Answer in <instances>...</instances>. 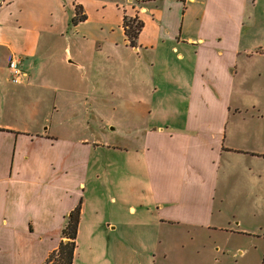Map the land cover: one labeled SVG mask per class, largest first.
I'll use <instances>...</instances> for the list:
<instances>
[{"label": "rangeland", "instance_id": "1", "mask_svg": "<svg viewBox=\"0 0 264 264\" xmlns=\"http://www.w3.org/2000/svg\"><path fill=\"white\" fill-rule=\"evenodd\" d=\"M252 18L232 95L216 101L218 115L197 119L222 133L206 130L216 136L212 164L185 168L200 176L196 186L195 176L182 177L177 189L190 198L150 180L143 151L151 131L190 135L189 96L170 94L188 84V60L162 65L167 57L160 56L152 68L144 49L109 51L92 28L83 36L70 26L42 50L37 86L20 96L21 115L6 119L30 133L50 132L49 145L35 146L21 171L70 178L67 192L79 194L73 264H264V0ZM26 225L36 239L55 232Z\"/></svg>", "mask_w": 264, "mask_h": 264}, {"label": "crops", "instance_id": "2", "mask_svg": "<svg viewBox=\"0 0 264 264\" xmlns=\"http://www.w3.org/2000/svg\"><path fill=\"white\" fill-rule=\"evenodd\" d=\"M257 2L0 0V252L8 253L0 256V264L1 261L44 264L50 253L65 241L60 233L79 199V194L73 199L67 192L70 178H42L21 171V165L30 163L37 155L35 146L49 145L50 132L48 135L30 133L6 119L21 115L20 96L37 86L43 56H46L40 57L42 50L48 52L51 44L67 33L69 26L83 36L92 28L109 51L120 45L129 47L123 19L137 17L143 28L136 47L132 48L137 53L145 50L149 66H157L160 56L167 57L162 65L173 62L175 66H183L188 60V84L185 88L182 83L177 84L170 89V94L179 96L182 91L184 96H189L185 127L190 135L151 131L145 138L143 151L150 180H160L167 192L173 191V197L190 198L189 192L177 189L183 175H196L185 168L197 165L201 171V166L212 164L217 148H212L210 142L216 136H206V130L222 133V126L212 128L199 124L197 119L211 113L218 115L222 108H218L216 101L232 95L243 30L250 25ZM76 7L81 9L85 20L74 29L71 20ZM154 53L155 58L151 60L148 56ZM11 55L22 61L27 74L23 85H14L9 80L7 59ZM199 177L193 178L192 186H196ZM27 223L31 229L38 227L55 232H42L38 239L29 237L24 231Z\"/></svg>", "mask_w": 264, "mask_h": 264}, {"label": "trees", "instance_id": "3", "mask_svg": "<svg viewBox=\"0 0 264 264\" xmlns=\"http://www.w3.org/2000/svg\"><path fill=\"white\" fill-rule=\"evenodd\" d=\"M85 20L81 9L76 7L75 16L71 20L72 25H76ZM124 34L128 40L130 47H136L137 39L140 31L143 28V23L137 18L123 19ZM80 206H77L67 217L66 224L61 230L60 237L62 240L57 249L48 256L44 264H73L76 254V234L79 224ZM53 261V262H52Z\"/></svg>", "mask_w": 264, "mask_h": 264}, {"label": "built area", "instance_id": "4", "mask_svg": "<svg viewBox=\"0 0 264 264\" xmlns=\"http://www.w3.org/2000/svg\"><path fill=\"white\" fill-rule=\"evenodd\" d=\"M21 62V59L14 55H11L7 59L9 80L14 85H23L25 80L27 79V74L23 70Z\"/></svg>", "mask_w": 264, "mask_h": 264}]
</instances>
